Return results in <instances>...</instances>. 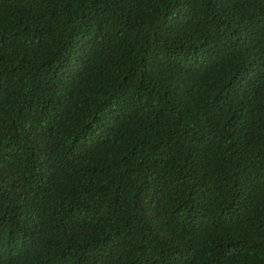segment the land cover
Segmentation results:
<instances>
[{
    "label": "trees",
    "instance_id": "obj_1",
    "mask_svg": "<svg viewBox=\"0 0 264 264\" xmlns=\"http://www.w3.org/2000/svg\"><path fill=\"white\" fill-rule=\"evenodd\" d=\"M0 264H264V0H0Z\"/></svg>",
    "mask_w": 264,
    "mask_h": 264
}]
</instances>
